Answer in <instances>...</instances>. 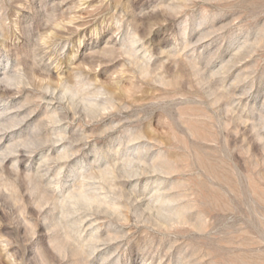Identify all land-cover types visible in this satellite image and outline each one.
Returning a JSON list of instances; mask_svg holds the SVG:
<instances>
[{
	"label": "rangeland",
	"instance_id": "1",
	"mask_svg": "<svg viewBox=\"0 0 264 264\" xmlns=\"http://www.w3.org/2000/svg\"><path fill=\"white\" fill-rule=\"evenodd\" d=\"M0 264H264V0H0Z\"/></svg>",
	"mask_w": 264,
	"mask_h": 264
},
{
	"label": "bare ground",
	"instance_id": "2",
	"mask_svg": "<svg viewBox=\"0 0 264 264\" xmlns=\"http://www.w3.org/2000/svg\"><path fill=\"white\" fill-rule=\"evenodd\" d=\"M134 43V42H133ZM71 93H73V92H71ZM62 139V136L60 135V136H58L57 137V139L55 140V141H59V140H61ZM69 156V154L67 153V152H63V153H61L60 154V157L59 158H67ZM100 178L101 179H104V173H101L100 174ZM80 191V190H79ZM95 195V194H94ZM94 195H89V194H87L86 193V191L84 192L83 190L82 191H80V192H78V193H70L69 195H68V197H69V199H71V200H73V205H77V204H79V203H77L78 201L79 202H81V203H87V204H91V202H93L94 201ZM106 196V195H105ZM86 206V205H85ZM74 210H75V207H74ZM62 216L63 217H67L68 216V213H66L65 212V210H64V206H62ZM79 221V219H77V220H75V221H72V223H76V222H78ZM81 221V220H80ZM79 221V222H80ZM54 225H56V224H54ZM90 237L91 238H93V236L92 235H90ZM76 250V249H75ZM78 250V249H77ZM75 251V253L76 252H78V251ZM74 254V253H73Z\"/></svg>",
	"mask_w": 264,
	"mask_h": 264
}]
</instances>
